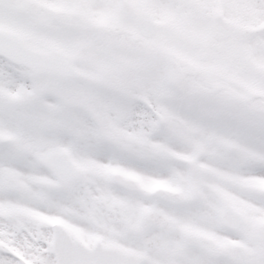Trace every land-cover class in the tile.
<instances>
[{"label":"snow or ice","instance_id":"1","mask_svg":"<svg viewBox=\"0 0 264 264\" xmlns=\"http://www.w3.org/2000/svg\"><path fill=\"white\" fill-rule=\"evenodd\" d=\"M0 264H264V0H0Z\"/></svg>","mask_w":264,"mask_h":264}]
</instances>
